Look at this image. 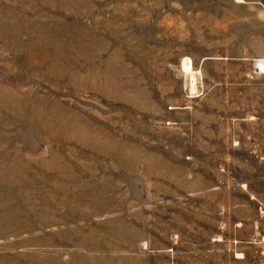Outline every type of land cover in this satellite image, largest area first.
<instances>
[{"label":"rangeland","instance_id":"obj_1","mask_svg":"<svg viewBox=\"0 0 264 264\" xmlns=\"http://www.w3.org/2000/svg\"><path fill=\"white\" fill-rule=\"evenodd\" d=\"M263 59L264 0H0V264H264Z\"/></svg>","mask_w":264,"mask_h":264},{"label":"bare ground","instance_id":"obj_2","mask_svg":"<svg viewBox=\"0 0 264 264\" xmlns=\"http://www.w3.org/2000/svg\"><path fill=\"white\" fill-rule=\"evenodd\" d=\"M236 1H238V2H242L243 0H236ZM264 60V59H263ZM263 60H259L258 61V64L260 65V66H263L264 67V61ZM192 82H193V84H194V79H192ZM195 88V87H194ZM193 89V88H192Z\"/></svg>","mask_w":264,"mask_h":264}]
</instances>
